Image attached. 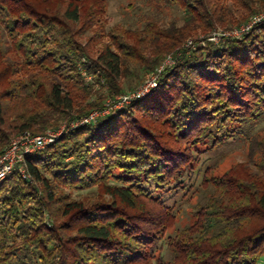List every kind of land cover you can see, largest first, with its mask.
Wrapping results in <instances>:
<instances>
[{
    "label": "trees",
    "instance_id": "16d2710c",
    "mask_svg": "<svg viewBox=\"0 0 264 264\" xmlns=\"http://www.w3.org/2000/svg\"><path fill=\"white\" fill-rule=\"evenodd\" d=\"M138 1L176 6L183 22L163 27L155 12L142 29L108 30L107 0H0V155L24 133L103 109L129 65L151 74L176 57L148 97L65 132L0 184V264H263L264 135L253 131L264 121V18L241 37L206 39L264 14V0ZM198 34L206 41L185 47ZM243 136L249 161L205 176L213 191L168 237L166 258L158 244L177 215L165 193L189 191L196 146ZM91 188L108 198L68 192Z\"/></svg>",
    "mask_w": 264,
    "mask_h": 264
},
{
    "label": "rangeland",
    "instance_id": "374dc122",
    "mask_svg": "<svg viewBox=\"0 0 264 264\" xmlns=\"http://www.w3.org/2000/svg\"><path fill=\"white\" fill-rule=\"evenodd\" d=\"M154 5L155 4L152 5V3L138 0H107L105 8L106 13L102 19L104 20L105 26L108 30L115 26L142 29L145 17L157 13V11L153 10ZM157 14L161 21L160 24L162 23L163 27H168L172 23L181 25L183 22V12L176 6L165 7L162 9L161 13ZM254 17L255 16L251 17L247 22H245V27L243 26L244 29L249 27L252 28L258 22L254 23L256 20ZM247 24L250 26H246ZM232 31V29L227 31L218 29L206 40L215 44L224 43L230 38H237ZM93 33L94 28H89L81 38L82 41H87ZM108 40L109 38L104 36L101 43L104 44ZM192 40L194 43L190 44ZM206 40L203 34L194 35L191 40L186 42L185 47L195 48L198 44H201ZM181 54V52L178 53V56H181ZM168 55H171L172 58L169 59ZM168 55L151 74H145L138 68V70H135L133 64L129 65L134 72L137 74L139 73L138 75L141 76V79H139L140 77L137 75H134L132 70H130L129 74H125L122 79L124 92L114 98H108L103 104V109L93 110L88 115L81 117V119L90 117L92 114L94 115V120H96L110 114L112 111L128 107L134 100L145 99L148 97L152 91L157 88L159 78L165 68L173 67L176 63L174 61L176 57L173 56V53H169ZM85 78L89 82H96L94 77L86 76ZM153 82L155 84L157 83L156 87L153 86ZM93 91L96 92L97 95L104 93V90L100 88V85L98 84L93 87ZM93 99H95V97ZM77 119L65 121L57 130L49 129L45 131L44 134L50 131L57 134V139H59V137H61L65 132L76 128ZM257 132L264 135V121L254 127L253 133ZM196 149L198 150L197 161H194L189 168L193 170V172H191L192 175L190 176V181L187 183L189 185L187 188L189 191H181L178 193L173 191L165 193L164 195L167 204L175 208L177 215L175 224L166 231L164 238L158 244L160 249L159 252H162L166 258L170 256L168 250V237L171 235L174 236L178 229L190 225L195 221V211L198 206L205 201V198L210 194V192L213 191L212 185L202 184L205 176L209 175L210 177H222L230 172L232 168L249 161L250 146L248 138L245 136L233 139L230 138L227 142L219 144L215 148H210V146L202 143L196 146ZM20 163H18L15 168H17ZM20 174L24 179H31L24 168L20 169ZM9 175H11V173ZM5 179L1 180L0 184ZM92 191H95V188L76 191L68 190V192H70L72 197L75 199L108 198L106 195L104 197H100L96 194L95 197H93L94 194H92ZM261 262L264 264V257L261 258Z\"/></svg>",
    "mask_w": 264,
    "mask_h": 264
},
{
    "label": "built area",
    "instance_id": "2783aa9c",
    "mask_svg": "<svg viewBox=\"0 0 264 264\" xmlns=\"http://www.w3.org/2000/svg\"><path fill=\"white\" fill-rule=\"evenodd\" d=\"M254 18L256 19L254 23H256L257 21L264 18V14L257 15ZM243 26L245 27V25H242L240 28L234 29L232 31V33L235 34V37H241L250 31V27L244 29ZM246 26L250 25L247 24ZM168 58L171 59L172 57L169 56ZM153 86L156 87L157 83L155 84L153 82ZM93 120L94 115L91 114L90 117L77 120V126L80 124H87ZM56 139L57 134L50 131L41 135H31L29 133H24L23 135L14 138L5 152L0 155V181L12 173L16 165L22 162L26 155L44 149L48 144L56 141Z\"/></svg>",
    "mask_w": 264,
    "mask_h": 264
}]
</instances>
